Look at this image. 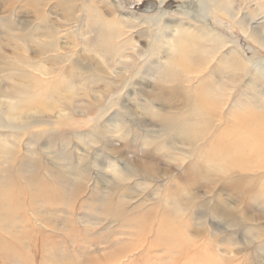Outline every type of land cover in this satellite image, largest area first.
Instances as JSON below:
<instances>
[{
  "label": "rangeland",
  "instance_id": "1",
  "mask_svg": "<svg viewBox=\"0 0 264 264\" xmlns=\"http://www.w3.org/2000/svg\"><path fill=\"white\" fill-rule=\"evenodd\" d=\"M63 1L0 0V264H264V0Z\"/></svg>",
  "mask_w": 264,
  "mask_h": 264
},
{
  "label": "bare ground",
  "instance_id": "2",
  "mask_svg": "<svg viewBox=\"0 0 264 264\" xmlns=\"http://www.w3.org/2000/svg\"><path fill=\"white\" fill-rule=\"evenodd\" d=\"M70 0H65L63 1L62 3L65 4V3H68ZM111 1V0H109ZM126 2H123V3H126V5L129 4V6L133 5V3H135L136 1H139V0H132V2L130 0H125ZM157 2V5H156V9L154 10L153 14H150L149 16L152 18V19H159V18H165L166 16H168L171 12L173 13H179V12H182L183 14H185L186 16L188 17H193L195 18L196 15H193L194 13L195 14H199L201 12V14L199 15H202L206 22L208 23V26L210 27V30L212 31V34L215 35V36H219L220 38L222 39H226L222 34L220 33H217V32H214V28H215V23L213 22V17H211V15L209 14V10H204L203 9V0H154ZM169 1H174V5H171L170 7H166V4L169 2ZM131 2V3H130ZM147 1H143V4L144 5ZM227 2V1H226ZM108 3V2H107ZM110 3V2H109ZM222 3V2H221ZM117 4V3H116ZM118 5V4H117ZM121 5V4H120ZM241 5L242 3H239V6L238 5H235L233 2L232 4H230L229 8L231 9V11H234V13L239 17L238 14L240 15H247L246 12L243 11V8H241ZM119 6V5H118ZM122 6V5H121ZM126 9V8H125ZM40 10V9H39ZM139 10V9H138ZM66 11H68V9L64 10V12L66 13ZM197 12V13H196ZM69 14V12H67ZM133 13V12H132ZM40 14H42V11L40 12ZM136 15L135 18L137 19H141L145 16V14H139L138 13L136 14L133 13ZM148 15V14H147ZM178 15V14H177ZM244 15V16H245ZM245 18V17H244ZM218 20L220 21H225L223 18L219 17ZM245 20V19H243ZM216 21V20H215ZM243 22V21H242ZM161 23V22H160ZM193 26V25H192ZM217 26V25H216ZM219 28V27H218ZM260 28H261V22H257V24L255 26L252 27V29L254 30V35L255 34H259L260 35ZM227 31V30H226ZM262 34V33H261ZM233 38V37H232ZM221 39V40H222ZM239 39H242L243 42V45L241 46L242 50L240 53L239 52V55L242 57L243 54L244 56L246 57V59L248 60V62L252 63L253 65H255L256 67V70H258L259 72L263 71L264 73V57H260L259 56V53L256 52L253 47L251 46V36L247 33V32H243V35L239 38ZM213 40V39H212ZM219 40V39H218ZM229 40V39H228ZM239 42V40H238ZM99 44L97 46H100L101 45H104V40L102 39H99ZM239 46H240V42L238 43ZM173 46V44H172ZM255 46V45H254ZM95 47V46H94ZM43 48V47H42ZM181 48V47H180ZM102 49V48H101ZM258 49V47H257ZM239 51V50H238ZM225 53V52H224ZM216 54V53H215ZM247 54H249L250 57L247 56ZM214 55V54H213ZM217 55V54H216ZM220 58V57H219ZM231 58V57H230ZM196 59V58H195ZM243 67V65H242ZM228 84V83H227ZM184 87V86H183ZM195 90V89H194ZM220 91V90H219ZM217 92V91H216ZM206 101V100H205ZM209 138V137H208ZM258 138V136H257ZM218 143V142H217Z\"/></svg>",
  "mask_w": 264,
  "mask_h": 264
},
{
  "label": "water",
  "instance_id": "3",
  "mask_svg": "<svg viewBox=\"0 0 264 264\" xmlns=\"http://www.w3.org/2000/svg\"><path fill=\"white\" fill-rule=\"evenodd\" d=\"M156 5H157V2L154 1V0H150V1H147L144 6H145V10L146 11H154L156 9ZM171 5H174V1H169L167 4H166V7H170Z\"/></svg>",
  "mask_w": 264,
  "mask_h": 264
}]
</instances>
